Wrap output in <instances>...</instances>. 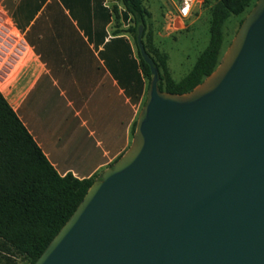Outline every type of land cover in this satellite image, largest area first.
Returning a JSON list of instances; mask_svg holds the SVG:
<instances>
[{
	"label": "water",
	"instance_id": "water-1",
	"mask_svg": "<svg viewBox=\"0 0 264 264\" xmlns=\"http://www.w3.org/2000/svg\"><path fill=\"white\" fill-rule=\"evenodd\" d=\"M151 78L123 153L31 264H264V0L183 93Z\"/></svg>",
	"mask_w": 264,
	"mask_h": 264
},
{
	"label": "crops",
	"instance_id": "crops-1",
	"mask_svg": "<svg viewBox=\"0 0 264 264\" xmlns=\"http://www.w3.org/2000/svg\"><path fill=\"white\" fill-rule=\"evenodd\" d=\"M122 10L0 0V93L59 175L98 174L130 142L147 83Z\"/></svg>",
	"mask_w": 264,
	"mask_h": 264
},
{
	"label": "trees",
	"instance_id": "trees-1",
	"mask_svg": "<svg viewBox=\"0 0 264 264\" xmlns=\"http://www.w3.org/2000/svg\"><path fill=\"white\" fill-rule=\"evenodd\" d=\"M129 33L139 69L147 86L151 78L136 44L137 27L141 41L153 60L160 90L183 93L208 75L220 60L222 25L230 15L246 13L255 0H215L208 8V42L191 69L180 80L169 75L166 55L159 52L146 34L149 12L142 0H117ZM208 0L203 1V5ZM115 10L110 9V12ZM245 15V14H244ZM244 17V16H243ZM243 17L238 21L240 25ZM122 40V38H119ZM133 64L134 61L130 60ZM135 120L131 126V135ZM97 174L78 179L70 173L59 175L0 93V264H13L20 256L31 264L71 215Z\"/></svg>",
	"mask_w": 264,
	"mask_h": 264
},
{
	"label": "rangeland",
	"instance_id": "rangeland-1",
	"mask_svg": "<svg viewBox=\"0 0 264 264\" xmlns=\"http://www.w3.org/2000/svg\"><path fill=\"white\" fill-rule=\"evenodd\" d=\"M169 1L176 0H142L143 5L149 11L147 18L146 34L150 35L153 46L166 55V65L172 80L178 81L191 69L199 53L205 48L208 42V8L215 0H208L203 3L186 20L185 27L173 30L168 28L172 17V8ZM230 15L222 25V43L219 53L223 54L230 40L232 39L238 21L244 16ZM129 25V22H128ZM3 261L2 258H0ZM13 264H28L20 256L13 257Z\"/></svg>",
	"mask_w": 264,
	"mask_h": 264
},
{
	"label": "built area",
	"instance_id": "built-area-1",
	"mask_svg": "<svg viewBox=\"0 0 264 264\" xmlns=\"http://www.w3.org/2000/svg\"><path fill=\"white\" fill-rule=\"evenodd\" d=\"M204 0H176L174 3V14L170 18L168 28L173 30L185 27V21L199 8Z\"/></svg>",
	"mask_w": 264,
	"mask_h": 264
}]
</instances>
